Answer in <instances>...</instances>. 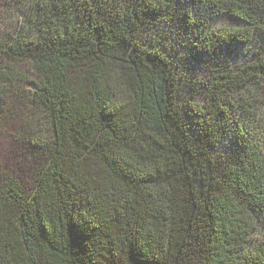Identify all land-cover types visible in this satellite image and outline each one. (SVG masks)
Here are the masks:
<instances>
[{"label": "trees", "instance_id": "16d2710c", "mask_svg": "<svg viewBox=\"0 0 264 264\" xmlns=\"http://www.w3.org/2000/svg\"><path fill=\"white\" fill-rule=\"evenodd\" d=\"M1 23L0 102L26 62L45 120L30 185L1 175L0 264H264V130L238 102L264 0H0Z\"/></svg>", "mask_w": 264, "mask_h": 264}, {"label": "rangeland", "instance_id": "374dc122", "mask_svg": "<svg viewBox=\"0 0 264 264\" xmlns=\"http://www.w3.org/2000/svg\"><path fill=\"white\" fill-rule=\"evenodd\" d=\"M195 9L201 12L200 8ZM8 12L10 13V10ZM217 22L218 24L232 23L221 18ZM5 30L6 26L1 23L0 36ZM241 61L243 60L240 59L239 62ZM14 66L18 71L23 72L27 80L18 90V87L10 88L9 92L3 96L4 101L0 102L4 104L3 109L0 110V179L2 174L8 173L18 177L23 185L29 186L33 168L36 166L31 157L29 137H33L35 129L40 126L39 122H43L45 118L40 108H36L35 113H32L30 107L26 106L23 99L21 100L18 96V94L25 95L29 90L35 89L38 77L26 62H18ZM238 102L251 111L254 125L257 123L264 130V83L253 82L240 90Z\"/></svg>", "mask_w": 264, "mask_h": 264}, {"label": "snow or ice", "instance_id": "6c2138e0", "mask_svg": "<svg viewBox=\"0 0 264 264\" xmlns=\"http://www.w3.org/2000/svg\"><path fill=\"white\" fill-rule=\"evenodd\" d=\"M261 227H264V225H262Z\"/></svg>", "mask_w": 264, "mask_h": 264}]
</instances>
